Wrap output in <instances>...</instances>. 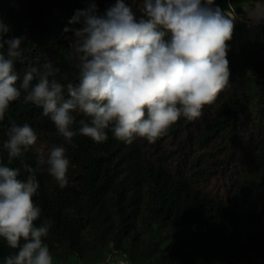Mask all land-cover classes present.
I'll return each instance as SVG.
<instances>
[{"label": "trees", "instance_id": "obj_1", "mask_svg": "<svg viewBox=\"0 0 264 264\" xmlns=\"http://www.w3.org/2000/svg\"><path fill=\"white\" fill-rule=\"evenodd\" d=\"M258 0H214V6L245 14ZM136 15L142 0H122ZM117 0H0L6 41L22 38L14 72L53 62L77 82L65 59L75 39L70 21L95 4L104 16ZM231 6V8H229ZM228 42L229 85L195 120L181 118L154 143L126 144L106 130L96 143L77 135L67 144L42 109L21 99L0 121V163L34 169L36 149L63 146L70 161L61 188L40 166L33 197L37 226L51 222L44 238L53 264H264V26L260 35ZM59 78V77H58ZM82 118L77 115V120ZM28 123L36 145L8 164L3 143L12 122ZM27 173L21 168L20 179ZM0 239V264L14 254ZM111 257V259H109ZM117 258V260H115Z\"/></svg>", "mask_w": 264, "mask_h": 264}, {"label": "clouds", "instance_id": "obj_2", "mask_svg": "<svg viewBox=\"0 0 264 264\" xmlns=\"http://www.w3.org/2000/svg\"><path fill=\"white\" fill-rule=\"evenodd\" d=\"M136 11L139 16L117 0L104 16L95 4L77 12L70 23L80 27L64 30L75 37L65 57L78 70L75 83L62 84L67 75L50 61L21 79L14 64L22 56V38L6 41V56L0 53V121L22 92L23 102L41 108L69 145L77 135L103 143L108 129L126 144L137 138L154 143L182 117L198 119L229 85L234 12L214 6V0H142ZM7 31L0 25V48ZM7 136L8 164L37 142L28 123L13 121ZM36 164L34 169L21 160L28 174L22 180L21 168L0 163V239L15 250L4 264H53L44 242L51 222L35 223L41 216L33 201L39 188L35 173L46 165L64 188L70 161L63 146L40 147Z\"/></svg>", "mask_w": 264, "mask_h": 264}, {"label": "rangeland", "instance_id": "obj_3", "mask_svg": "<svg viewBox=\"0 0 264 264\" xmlns=\"http://www.w3.org/2000/svg\"><path fill=\"white\" fill-rule=\"evenodd\" d=\"M260 3L264 5V0H258L252 7H250L248 10H245V11L250 12V10L257 7ZM243 17H244L243 14H237V16H235V19L233 20L234 27H239L233 39L234 45L235 43L238 44V42L242 40L244 41L247 38H255L256 35L260 34L259 32L257 33V30L260 31V27L264 26V20L263 21L261 20V22L253 21L251 23L249 22L250 27L248 29H245L243 26V21H244ZM236 21L238 23L235 25ZM115 260H117V258Z\"/></svg>", "mask_w": 264, "mask_h": 264}, {"label": "crops", "instance_id": "obj_4", "mask_svg": "<svg viewBox=\"0 0 264 264\" xmlns=\"http://www.w3.org/2000/svg\"><path fill=\"white\" fill-rule=\"evenodd\" d=\"M249 8L245 9L248 10ZM243 26L245 29H248L250 26L249 24L253 21H259L261 22V20H264V5L263 4H259L257 7H255L254 9L249 11H245V14L243 15ZM263 18V19H262ZM250 22V23H249ZM238 22L236 21L235 25ZM259 32V30H257V33ZM260 35V34H259Z\"/></svg>", "mask_w": 264, "mask_h": 264}]
</instances>
